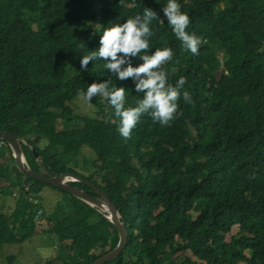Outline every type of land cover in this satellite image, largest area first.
Instances as JSON below:
<instances>
[{"label":"trees","instance_id":"obj_1","mask_svg":"<svg viewBox=\"0 0 264 264\" xmlns=\"http://www.w3.org/2000/svg\"><path fill=\"white\" fill-rule=\"evenodd\" d=\"M167 2L0 0V131L23 140L33 172L75 174L107 194L126 231L123 249L107 264H175L174 250L189 251L192 264H264V0H177L190 17L186 31L201 40L198 55L164 18ZM145 7L159 16L150 24L149 54L172 49L162 69L173 85L186 77L181 91L193 103L181 95L183 115L170 126L145 114L124 138L102 96L92 100L93 115L72 113L66 103L108 79L126 88V108L143 98L132 78L117 80L104 60L87 71L80 60L99 47L105 27L142 16ZM83 147L93 155L86 174L72 166ZM43 186L20 173L0 141V191L15 196L9 213L0 210V246L35 235ZM56 190L72 209L45 214L46 233L67 252L43 264H91L111 251L118 234L107 215ZM235 226L239 235L226 241Z\"/></svg>","mask_w":264,"mask_h":264},{"label":"clouds","instance_id":"obj_2","mask_svg":"<svg viewBox=\"0 0 264 264\" xmlns=\"http://www.w3.org/2000/svg\"><path fill=\"white\" fill-rule=\"evenodd\" d=\"M162 12L183 47L193 55H198L201 40L194 33L186 31L191 23L190 17L181 11L177 0H168ZM158 18L155 11L145 7L142 16L130 17L123 23L105 27L100 35L99 47L80 60L81 71H87L90 62L104 60V68L115 74L117 80L132 78L135 92L143 93V98L137 100L135 107L127 108L126 88L113 86L110 79L93 82L86 92L81 93L89 104L96 96H102L110 103L115 116L119 118L118 130L124 138H131L132 130L145 114L161 127L170 126L178 116L183 115V112L178 111L181 95L185 103H193L191 94L181 91L187 82L186 77L181 76L173 85L169 82L167 72L162 69V65L172 59V49L156 48L149 54V37L153 34L150 24ZM137 57L142 63L133 67L132 61ZM124 65L127 66L122 67Z\"/></svg>","mask_w":264,"mask_h":264},{"label":"rangeland","instance_id":"obj_3","mask_svg":"<svg viewBox=\"0 0 264 264\" xmlns=\"http://www.w3.org/2000/svg\"><path fill=\"white\" fill-rule=\"evenodd\" d=\"M220 71H218L219 73ZM66 106L71 108L72 113L93 115L94 107L91 102H87L82 98V95L77 96L73 102L66 103ZM72 124H79V122H72ZM58 128H62L60 123ZM92 153L83 147L80 155L72 164L73 168L79 173H88L91 169ZM3 187V186H1ZM40 198L44 211V216L41 211L37 212L35 235L28 241L21 244H7L0 246V264H43L45 261L52 260L56 257L65 256L67 252L66 245L62 250L57 249L56 240L46 233L47 221L44 219L45 214L54 213L66 215L71 212L72 204L68 197L64 196L60 191L51 188L50 186H43L40 189ZM14 195H8L0 191V210L3 213H9L14 206ZM37 200H32L36 203ZM192 209L191 215H195V209ZM60 215V216H61ZM142 225L139 224V228ZM237 226L233 227L231 232L225 236V240L229 241L232 236H238ZM171 259L175 264H192L197 261L189 251H176L171 254Z\"/></svg>","mask_w":264,"mask_h":264},{"label":"water","instance_id":"obj_4","mask_svg":"<svg viewBox=\"0 0 264 264\" xmlns=\"http://www.w3.org/2000/svg\"><path fill=\"white\" fill-rule=\"evenodd\" d=\"M0 141L5 142L10 148L15 166L20 171V173L31 177L32 179H35L38 182L45 184L46 186L63 190L71 196L75 197L76 199L86 203L90 207L96 206L94 208L98 210L99 208H106V213H108V216H105V218L116 229L118 234V241L116 246L111 251H109L99 259L95 260L91 264H107L116 259L125 245L126 231L123 223L120 221V216L117 211V208L109 199L107 194L100 188H98L95 184L86 181L82 178H79L75 174L63 173L50 175L47 171L41 168H39L37 172H33L25 164L19 145L20 142H23L21 138H18L13 134L0 131ZM34 157L37 158V154H34ZM68 182H79L81 184H84L89 189H91L96 194V196L92 197L87 193L83 192L81 189L69 185Z\"/></svg>","mask_w":264,"mask_h":264},{"label":"bare ground","instance_id":"obj_5","mask_svg":"<svg viewBox=\"0 0 264 264\" xmlns=\"http://www.w3.org/2000/svg\"><path fill=\"white\" fill-rule=\"evenodd\" d=\"M94 207H96V206H94ZM99 210H100L102 213H105V214L108 216V213H106V208H105V207H103V208H99Z\"/></svg>","mask_w":264,"mask_h":264}]
</instances>
